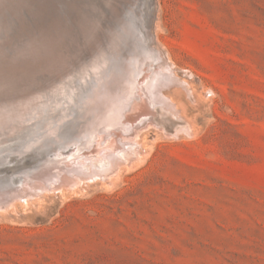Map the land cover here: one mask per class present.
<instances>
[{
  "label": "rangeland",
  "instance_id": "1",
  "mask_svg": "<svg viewBox=\"0 0 264 264\" xmlns=\"http://www.w3.org/2000/svg\"><path fill=\"white\" fill-rule=\"evenodd\" d=\"M132 2L19 0L13 9L23 11L6 16L15 27L8 47L39 50L44 69L30 81L47 84L61 75L60 31L71 29L69 47L85 51L83 34L96 23L100 44L110 34L131 41H119L123 49L110 57L108 69L122 62L133 67L134 46L142 43L127 32ZM155 3L153 33L180 81L164 94L178 104L195 135L158 139L156 128L140 126L142 159L133 169L122 165L115 185L111 175L0 208V264H264V0ZM53 47L55 58L49 54ZM152 67L142 75L146 81L155 73ZM91 81L81 86L78 98ZM71 109L74 115L75 106ZM59 125V136L69 133V125L62 130ZM31 134L23 131L1 143L0 164L22 151L45 156L51 138L25 150Z\"/></svg>",
  "mask_w": 264,
  "mask_h": 264
},
{
  "label": "bare ground",
  "instance_id": "2",
  "mask_svg": "<svg viewBox=\"0 0 264 264\" xmlns=\"http://www.w3.org/2000/svg\"><path fill=\"white\" fill-rule=\"evenodd\" d=\"M132 1L127 6L128 23L132 28L127 32L132 33L131 36L138 38L142 43L140 48L134 46L133 67L122 62L120 66H111L108 69V63L114 62L112 59L123 49H120L119 41L131 42L128 36L110 34L105 37L104 43L100 44L96 31L99 26L93 23L83 34L85 51H73V48H70L73 35L71 29L67 31L65 27L61 33L58 32L61 34V75L47 84H39L31 82L30 78L37 71L44 69L43 60L38 61L40 51L34 46L12 50L14 48L10 49L8 45L9 32L11 35L10 30L14 26L9 24L13 17L8 21L10 17L6 19V16L12 14L16 17L19 8H13L18 5L19 0H0V144L14 141L23 131L30 130L32 134L25 150L45 138H51L52 141L46 146L45 156H24L22 151L18 156H7V160L0 164V208H15V204L21 199L27 205L48 191L60 190L62 187L71 191L79 188L80 184L84 188V185L89 186L90 180H104L111 175L116 179L110 183L115 185L122 177L117 175L122 165L135 168L138 166L136 163L142 159V147L136 140L140 126L156 128L158 139L177 138L180 133L186 137L195 135L193 126L178 104L168 97L169 95L164 94V91L171 87L180 85V81L176 79L177 72L173 65L170 62L171 66L167 64L169 55L165 53V58L164 50L160 49L162 45L159 46V42H156L158 38L153 33L158 6L155 0ZM26 6L24 5V8ZM44 22L46 20L42 23ZM51 39L48 43L56 41ZM49 47L46 50L50 51ZM55 48L58 56L60 49L57 52L58 48ZM53 50L54 47L51 52L48 51L50 56ZM47 58L44 62L50 60H46ZM152 65L156 66L155 73L152 72L150 80L146 81L142 75L146 71L151 72L155 68ZM88 78H92V83L88 82L92 85H89L91 87L84 96L78 98L80 88L87 83ZM142 80L145 82L141 83ZM183 87L189 90L188 97L193 100L190 87L187 84ZM72 105L75 106L74 115ZM181 107L185 110V103H181ZM59 123L61 130L64 125H69V133L61 132L59 136ZM109 152L111 154H107ZM16 174H19V177H16ZM106 184L103 183V186ZM38 191L42 195L36 194Z\"/></svg>",
  "mask_w": 264,
  "mask_h": 264
}]
</instances>
